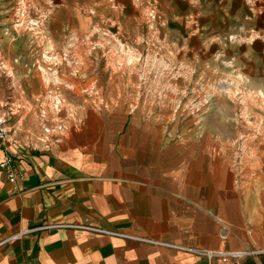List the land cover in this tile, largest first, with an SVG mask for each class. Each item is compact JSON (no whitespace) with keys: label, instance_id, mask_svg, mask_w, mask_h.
Masks as SVG:
<instances>
[{"label":"crops","instance_id":"1","mask_svg":"<svg viewBox=\"0 0 264 264\" xmlns=\"http://www.w3.org/2000/svg\"><path fill=\"white\" fill-rule=\"evenodd\" d=\"M66 27L76 60L88 40ZM58 28L37 27L47 55H57ZM56 105L49 118L9 122L16 176L0 169V264H264V252H203L264 248V173L252 174L242 155L213 135L165 139L120 108L107 116V107L86 106L76 116ZM43 224L51 226L35 227Z\"/></svg>","mask_w":264,"mask_h":264},{"label":"rangeland","instance_id":"2","mask_svg":"<svg viewBox=\"0 0 264 264\" xmlns=\"http://www.w3.org/2000/svg\"><path fill=\"white\" fill-rule=\"evenodd\" d=\"M48 21L65 26L54 56ZM71 23L88 40L76 60ZM52 101L120 108L171 141L213 135L264 173V0H0V115L49 118Z\"/></svg>","mask_w":264,"mask_h":264},{"label":"built area","instance_id":"3","mask_svg":"<svg viewBox=\"0 0 264 264\" xmlns=\"http://www.w3.org/2000/svg\"><path fill=\"white\" fill-rule=\"evenodd\" d=\"M10 127H9V118L6 117L5 115H0V151L3 150L0 153V169L6 173V176L8 177L9 181H14L15 180V168H14V157L12 154L7 152L5 150V145L7 142V138L9 135ZM54 225H62V224H54ZM72 225V224H71ZM51 224H43V225H38L35 226L37 228H43V227H50ZM82 227L98 230V231H105V232H110L114 234H124L123 232L119 231H113V230H108L105 228H101L99 226H93V225H81ZM32 228H27L25 231H29ZM126 235V234H124ZM146 240H150L156 243H161L159 240L155 239H150V238H143ZM206 255L209 257L215 256V255H222L226 258H239L247 254H258L264 252V248H255V249H240V250H221V251H215V250H204L203 251Z\"/></svg>","mask_w":264,"mask_h":264}]
</instances>
